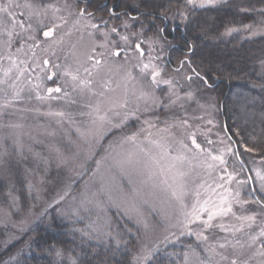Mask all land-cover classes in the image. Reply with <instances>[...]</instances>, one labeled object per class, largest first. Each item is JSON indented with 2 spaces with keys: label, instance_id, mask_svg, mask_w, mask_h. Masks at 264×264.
<instances>
[{
  "label": "rangeland",
  "instance_id": "obj_1",
  "mask_svg": "<svg viewBox=\"0 0 264 264\" xmlns=\"http://www.w3.org/2000/svg\"><path fill=\"white\" fill-rule=\"evenodd\" d=\"M250 1L187 0L170 16ZM104 5L0 0V264L53 215L80 244L137 237L132 264L182 239L197 244L179 264H264V160L239 159L220 100L187 61L170 66L160 34ZM262 14L224 37L264 36Z\"/></svg>",
  "mask_w": 264,
  "mask_h": 264
},
{
  "label": "trees",
  "instance_id": "obj_2",
  "mask_svg": "<svg viewBox=\"0 0 264 264\" xmlns=\"http://www.w3.org/2000/svg\"><path fill=\"white\" fill-rule=\"evenodd\" d=\"M94 1L99 6L106 3L104 8L114 3L119 17L135 21V29L147 28L149 34H160L168 42L170 66L187 61L199 81L220 100V119L241 160L247 165L249 156L264 160V73L260 68L264 36L245 40L240 34L224 37L232 26L255 22L262 13L253 10L264 6V0L246 3L250 11H244L237 2L194 9L183 24L174 22L170 14L185 10L187 0ZM253 198L264 209V196L254 193ZM29 237L28 248L17 264H57L56 249L75 255L76 264H132L138 245L134 236L121 247L113 243L80 244L70 223L56 215L38 223ZM196 244L193 239H182L179 245L155 254L148 264H179L188 248ZM15 247L12 245L9 251Z\"/></svg>",
  "mask_w": 264,
  "mask_h": 264
},
{
  "label": "snow or ice",
  "instance_id": "obj_3",
  "mask_svg": "<svg viewBox=\"0 0 264 264\" xmlns=\"http://www.w3.org/2000/svg\"><path fill=\"white\" fill-rule=\"evenodd\" d=\"M189 2H190V3H195V0H189ZM199 6H200V7H206V6H208V5H207V4H204V3H201ZM213 6H214V5H213ZM45 35H48V34H45ZM116 55H119V53H117ZM157 75H159V73H157ZM74 79H75V78H74ZM52 91H54V92H59L60 89H59V88H56V89H53ZM245 151H249V149H245ZM213 159H216V157H213ZM221 162L223 163V161H221ZM257 175H259V174H257ZM262 179H264V177H262ZM231 211H232V209L229 207V208L227 209V212H231ZM216 215H218V213H213V214H212L213 217L216 216ZM211 218H212V217L209 218V221H205V223H208L209 226H211V224H210V220H211ZM250 219H253V218H250Z\"/></svg>",
  "mask_w": 264,
  "mask_h": 264
},
{
  "label": "water",
  "instance_id": "obj_4",
  "mask_svg": "<svg viewBox=\"0 0 264 264\" xmlns=\"http://www.w3.org/2000/svg\"><path fill=\"white\" fill-rule=\"evenodd\" d=\"M239 159L241 160V158H239ZM243 165H244L245 170L249 173L247 166L245 164H243Z\"/></svg>",
  "mask_w": 264,
  "mask_h": 264
}]
</instances>
